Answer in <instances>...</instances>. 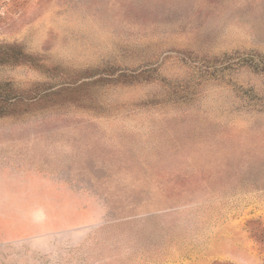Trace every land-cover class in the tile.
I'll return each instance as SVG.
<instances>
[{
	"label": "rangeland",
	"instance_id": "rangeland-1",
	"mask_svg": "<svg viewBox=\"0 0 264 264\" xmlns=\"http://www.w3.org/2000/svg\"><path fill=\"white\" fill-rule=\"evenodd\" d=\"M0 264H264V0H0Z\"/></svg>",
	"mask_w": 264,
	"mask_h": 264
}]
</instances>
